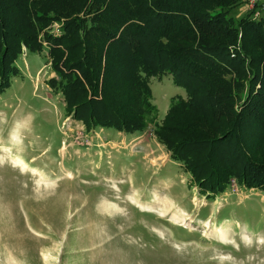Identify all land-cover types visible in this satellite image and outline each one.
Returning a JSON list of instances; mask_svg holds the SVG:
<instances>
[{
  "label": "rangeland",
  "instance_id": "1",
  "mask_svg": "<svg viewBox=\"0 0 264 264\" xmlns=\"http://www.w3.org/2000/svg\"><path fill=\"white\" fill-rule=\"evenodd\" d=\"M43 45L0 94V264H264V190L233 180L209 198L158 141L154 123L186 97L170 73L150 77L144 130L87 128L47 85Z\"/></svg>",
  "mask_w": 264,
  "mask_h": 264
},
{
  "label": "trees",
  "instance_id": "2",
  "mask_svg": "<svg viewBox=\"0 0 264 264\" xmlns=\"http://www.w3.org/2000/svg\"><path fill=\"white\" fill-rule=\"evenodd\" d=\"M241 2L0 0V94L17 58L45 43L56 74L47 85L67 114L87 128L135 132L155 107L150 77L168 72L186 90L154 123L170 157L209 198L233 180L264 190V15L236 19ZM112 84L120 97L107 91Z\"/></svg>",
  "mask_w": 264,
  "mask_h": 264
},
{
  "label": "built area",
  "instance_id": "3",
  "mask_svg": "<svg viewBox=\"0 0 264 264\" xmlns=\"http://www.w3.org/2000/svg\"><path fill=\"white\" fill-rule=\"evenodd\" d=\"M246 12L254 10L253 17L258 18L264 11V0H243Z\"/></svg>",
  "mask_w": 264,
  "mask_h": 264
}]
</instances>
